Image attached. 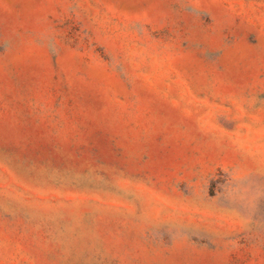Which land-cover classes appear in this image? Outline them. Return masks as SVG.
<instances>
[{
  "label": "rangeland",
  "instance_id": "obj_1",
  "mask_svg": "<svg viewBox=\"0 0 264 264\" xmlns=\"http://www.w3.org/2000/svg\"><path fill=\"white\" fill-rule=\"evenodd\" d=\"M0 264H264V0H0Z\"/></svg>",
  "mask_w": 264,
  "mask_h": 264
}]
</instances>
